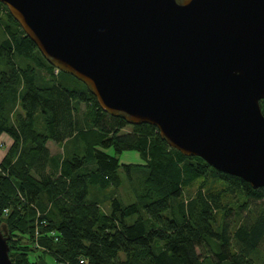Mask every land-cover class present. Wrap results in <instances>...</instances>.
Segmentation results:
<instances>
[{
  "label": "trees",
  "instance_id": "16d2710c",
  "mask_svg": "<svg viewBox=\"0 0 264 264\" xmlns=\"http://www.w3.org/2000/svg\"><path fill=\"white\" fill-rule=\"evenodd\" d=\"M0 8V135L11 140L0 160V225L12 264H264V186L184 156L151 124L103 111ZM126 150L140 162H120ZM120 168L142 172L133 199L102 198L121 184Z\"/></svg>",
  "mask_w": 264,
  "mask_h": 264
},
{
  "label": "water",
  "instance_id": "95a60500",
  "mask_svg": "<svg viewBox=\"0 0 264 264\" xmlns=\"http://www.w3.org/2000/svg\"><path fill=\"white\" fill-rule=\"evenodd\" d=\"M106 113L264 186V0H0ZM0 225V264H12Z\"/></svg>",
  "mask_w": 264,
  "mask_h": 264
},
{
  "label": "rangeland",
  "instance_id": "374dc122",
  "mask_svg": "<svg viewBox=\"0 0 264 264\" xmlns=\"http://www.w3.org/2000/svg\"><path fill=\"white\" fill-rule=\"evenodd\" d=\"M5 11L3 10V8H0V22L3 23L6 21V16H5ZM3 37V34L1 32V29H0V39ZM4 67L2 65H0V69H3ZM54 73L56 74L58 72V69L55 68L53 69ZM84 105H82L83 107ZM127 130V129H126ZM9 137V136H8ZM47 146L50 150L51 153L53 154H57V153H60L61 150L63 149V147L61 148L60 145L54 143L53 141H48L47 142ZM5 146L3 144L2 141H0V160L1 158L3 157V155L5 154ZM108 152H110L111 154L113 153V149L110 148L108 149ZM118 158H119V161L120 162H123V163H129V162H132V163H138L140 162V158L137 154V152L135 151H132V150H126V151H123L121 153H119L118 155ZM119 175L121 177V184L119 185V187H109L107 188L104 192H103V196L102 198H106L108 195H117V196H121L124 201H131L133 199V185H132V182L133 184H135V181H137V176L140 177L142 175V172L139 171V172H135V173H131L128 177V175L124 172V170L122 168L119 169ZM130 178V179H128ZM197 187V184L194 185V187L190 188V190L186 191L187 195L192 193V191L195 190V188ZM88 200H91L92 199V196L91 195H88L87 197ZM103 204V208H106L108 207L109 205V200H106V201H103L102 202ZM164 214H168L167 212H164ZM37 255H32L31 256V259H36ZM49 259V258H48ZM54 264H57V263H54Z\"/></svg>",
  "mask_w": 264,
  "mask_h": 264
},
{
  "label": "crops",
  "instance_id": "0c3cea01",
  "mask_svg": "<svg viewBox=\"0 0 264 264\" xmlns=\"http://www.w3.org/2000/svg\"><path fill=\"white\" fill-rule=\"evenodd\" d=\"M0 141L3 142L5 149L7 150L9 144L11 143L10 138L6 134H1L0 135ZM6 150H5V152H6Z\"/></svg>",
  "mask_w": 264,
  "mask_h": 264
},
{
  "label": "built area",
  "instance_id": "2783aa9c",
  "mask_svg": "<svg viewBox=\"0 0 264 264\" xmlns=\"http://www.w3.org/2000/svg\"><path fill=\"white\" fill-rule=\"evenodd\" d=\"M57 264H69L68 262H66V261H62V260H60V261H58V263Z\"/></svg>",
  "mask_w": 264,
  "mask_h": 264
}]
</instances>
